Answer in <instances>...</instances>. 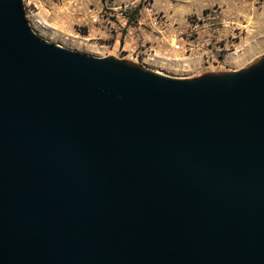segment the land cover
I'll use <instances>...</instances> for the list:
<instances>
[{"label":"water","instance_id":"95a60500","mask_svg":"<svg viewBox=\"0 0 264 264\" xmlns=\"http://www.w3.org/2000/svg\"><path fill=\"white\" fill-rule=\"evenodd\" d=\"M0 0V264H264V57L171 77L65 48Z\"/></svg>","mask_w":264,"mask_h":264},{"label":"rangeland","instance_id":"374dc122","mask_svg":"<svg viewBox=\"0 0 264 264\" xmlns=\"http://www.w3.org/2000/svg\"><path fill=\"white\" fill-rule=\"evenodd\" d=\"M23 3L31 27L49 42L171 77L232 71L264 57V0Z\"/></svg>","mask_w":264,"mask_h":264},{"label":"trees","instance_id":"16d2710c","mask_svg":"<svg viewBox=\"0 0 264 264\" xmlns=\"http://www.w3.org/2000/svg\"><path fill=\"white\" fill-rule=\"evenodd\" d=\"M135 9L137 10L138 9V6Z\"/></svg>","mask_w":264,"mask_h":264}]
</instances>
